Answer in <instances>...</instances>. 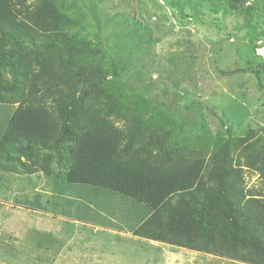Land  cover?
Here are the masks:
<instances>
[{"label": "rangeland", "instance_id": "1", "mask_svg": "<svg viewBox=\"0 0 264 264\" xmlns=\"http://www.w3.org/2000/svg\"><path fill=\"white\" fill-rule=\"evenodd\" d=\"M217 1L14 0L22 30L18 44L3 40L0 138L22 94L46 105L61 128L100 120L121 133L123 152L150 154L164 168L200 159L211 190L227 169L226 188L264 198V72L247 69L264 61V0L245 3L249 18L241 0ZM70 158L51 147L0 164V206L14 203L13 192L21 203L22 192L36 194L29 179L16 187L17 174L30 178L32 169L42 179V206L19 209L24 228L34 225L18 252L31 263L50 264L67 244L117 264H246L135 236L148 206L68 182Z\"/></svg>", "mask_w": 264, "mask_h": 264}, {"label": "trees", "instance_id": "2", "mask_svg": "<svg viewBox=\"0 0 264 264\" xmlns=\"http://www.w3.org/2000/svg\"><path fill=\"white\" fill-rule=\"evenodd\" d=\"M219 1L227 8L237 0ZM248 1L241 0L238 6L247 18L253 11V6L245 4ZM19 12L14 0H0V79L6 66L4 38L20 41ZM247 69L264 72V61ZM20 96L21 103L1 125L0 164L23 157L31 160L42 149L53 147L59 156L71 157L65 170L68 182L109 189L148 206L149 216L134 228L135 236L246 264H264V198L226 188L223 179L231 171H221L213 191L203 180L205 164L200 159L181 168L160 167L150 154L121 151L122 135L113 126L99 120L77 129L61 128L46 105L28 103ZM4 98L0 91V102Z\"/></svg>", "mask_w": 264, "mask_h": 264}, {"label": "crops", "instance_id": "3", "mask_svg": "<svg viewBox=\"0 0 264 264\" xmlns=\"http://www.w3.org/2000/svg\"><path fill=\"white\" fill-rule=\"evenodd\" d=\"M14 171V170H12ZM17 172V171H16ZM31 176H27L30 178H23V179H17L21 177V175L17 174V178L13 177L12 180H15L16 187H22L19 183L20 181H23L24 179H29L33 180V182L28 183L30 187H33L35 189V193L33 194V190H27L25 192H22V197L24 202H15L16 201V196H18L15 192L12 193V197L14 199L13 202H8L0 206V263L3 264H35L31 263L29 261L32 259L34 256H21L19 255V250L21 249L20 247L24 245L26 242V237H27V232L33 229V226H30L29 228H24V225L20 222V212L19 209H25L27 208H32V209H37L38 207H41L43 204V201L41 200L40 194L43 192V186L39 185L38 183H42V179H34L33 176H38L35 173L31 172ZM38 173V172H37ZM42 173V172H41ZM28 174L29 173H25ZM39 174V173H38ZM16 175V174H15ZM40 177V176H38ZM65 180V179H63ZM6 181V180H5ZM26 185V183H25ZM16 204V205H14ZM1 205V204H0ZM150 211H148L147 216H149ZM28 214V213H27ZM34 214V211H30V216ZM146 216V217H147ZM45 232H50L47 230L43 231ZM58 241V240H57ZM60 250L57 248V250H54L53 252L55 253L53 256L54 259L51 257L52 254H45V256H48L51 260L50 264H117L115 261H113L112 258L109 256L105 257L100 253H90L87 255L86 251H84V257L82 258L81 256H77L78 250H75L71 246L64 244ZM186 249V248H183ZM10 250L12 252H10ZM47 252L50 251V248L45 249ZM190 250V249H187ZM190 251H195V250H190ZM186 251L185 253H187ZM203 253V252H201ZM207 254V253H206ZM211 255V254H209ZM12 257H15L12 259ZM47 264V263H45Z\"/></svg>", "mask_w": 264, "mask_h": 264}]
</instances>
